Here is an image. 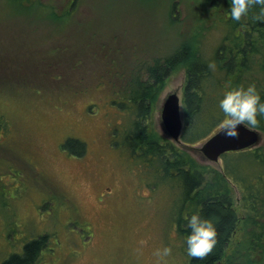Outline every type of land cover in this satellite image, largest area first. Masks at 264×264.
Masks as SVG:
<instances>
[{
    "label": "rangeland",
    "instance_id": "1",
    "mask_svg": "<svg viewBox=\"0 0 264 264\" xmlns=\"http://www.w3.org/2000/svg\"><path fill=\"white\" fill-rule=\"evenodd\" d=\"M39 3L31 7L38 15L31 21L0 0V46L15 48L14 55H0L2 70L12 73L27 58L34 62L27 47L36 42L40 48L49 44L42 49L47 54L50 47L73 50L69 45L74 44L77 50L66 52L80 64L53 69L55 61L48 56L50 74L59 79L45 84L0 80V264L23 242L43 235L46 246L34 264H158L154 252L164 246L172 248L167 264H186L189 256L175 222L178 190L152 185L124 143L128 113L111 103L121 90L138 91L146 68L171 55L185 38L192 37L210 55L219 44L221 23L199 0ZM53 8L57 14L63 8L71 12L52 22ZM21 47L25 52L19 54ZM184 85L185 70L177 67L154 94L146 116L151 130L177 147L182 145L169 137L160 114L163 99L174 92L183 121ZM68 137L84 142L83 154L62 148ZM202 142L183 149L219 168L220 158L203 157ZM241 199L233 189L232 205L244 217L248 210ZM250 228L247 233L245 226L239 228L232 246L238 241L242 248ZM256 262L264 264V254Z\"/></svg>",
    "mask_w": 264,
    "mask_h": 264
},
{
    "label": "trees",
    "instance_id": "2",
    "mask_svg": "<svg viewBox=\"0 0 264 264\" xmlns=\"http://www.w3.org/2000/svg\"><path fill=\"white\" fill-rule=\"evenodd\" d=\"M199 1L217 17L223 28L219 44L213 52L205 55L197 41L192 37H188V40L185 38L175 45L171 55L155 60L146 68L144 78L139 77L137 80L141 83L138 91L121 90L118 98L112 97L111 104L127 111L129 128L124 143L128 145L137 164L146 174H150L152 185L166 184L170 189L174 187L175 193L178 190L175 222L184 244L189 233L185 217L199 213L205 218H212L216 225L217 243L212 253L203 260L189 257L186 264H258L257 257L264 254V214L255 213V209L259 208L264 211V116L258 117L260 123L255 128L261 135L259 143L250 148L221 154L219 168L194 159L183 146L205 140L218 129L223 119L218 105L222 91L237 85L246 87L255 83L264 101V21L251 19L259 11L258 7L236 22L231 19L228 11L230 0ZM5 2L12 7L13 14L21 13L31 21L33 17H38L31 7L40 5L41 0ZM73 5L72 1L69 8ZM65 10L63 8L57 14L53 8L49 12L51 21L64 19L71 12ZM38 43L41 42L29 43L27 47L28 54L35 57L34 62L28 58L22 60L12 73L2 70L0 64V80L13 79L24 84L55 81L60 77L50 74L49 69L52 68L46 59L48 56L55 61V65L52 63L53 69L74 68L80 64V59L75 60L73 54L68 53L77 50L74 44L69 45L73 50L50 47V54H47L42 49L49 44L40 48ZM14 49L10 45L0 46V55H14ZM23 52L25 49L21 47L18 53ZM38 61L42 64H38ZM213 62L216 65L215 71L208 69V64ZM177 67L185 70L183 124L178 141L181 147L162 141L146 124L148 107L154 94ZM40 78L46 80L40 81ZM0 123H4L2 118ZM62 148L74 155H81L85 151V144L78 138L68 137L63 141ZM233 189L240 192L241 200L248 210L244 217H240L232 205ZM249 223L251 234L244 239V246L239 248L241 243L238 241L237 246H232L234 234L244 226L247 233ZM46 241L47 236L43 235L23 242L20 251L11 253L1 264H34L45 248Z\"/></svg>",
    "mask_w": 264,
    "mask_h": 264
},
{
    "label": "clouds",
    "instance_id": "3",
    "mask_svg": "<svg viewBox=\"0 0 264 264\" xmlns=\"http://www.w3.org/2000/svg\"><path fill=\"white\" fill-rule=\"evenodd\" d=\"M259 9L251 16L255 21H264V0H230L229 14L232 20L240 22L254 8ZM208 69L215 71V63H209ZM218 105L223 113V119L218 124V132L228 138L239 137L238 128L242 125L249 129L259 126L258 117L264 116V101L261 100L255 83L237 85L222 91ZM189 233L186 236L187 255L194 259L203 260L210 255L217 243V229L212 218H205L199 213L185 217ZM141 245L146 242L141 241ZM172 248L164 246L157 249L154 255L158 264H167L166 258L171 256Z\"/></svg>",
    "mask_w": 264,
    "mask_h": 264
},
{
    "label": "water",
    "instance_id": "4",
    "mask_svg": "<svg viewBox=\"0 0 264 264\" xmlns=\"http://www.w3.org/2000/svg\"><path fill=\"white\" fill-rule=\"evenodd\" d=\"M180 101L176 93H168L162 104L161 121L169 137L178 142L182 128V119L179 110ZM239 137L231 139L218 132V129L207 137L199 147L203 157L211 162L218 161L221 154L228 151H237L257 145L261 139L260 132L249 129L247 126L238 128Z\"/></svg>",
    "mask_w": 264,
    "mask_h": 264
},
{
    "label": "flooded vegetation",
    "instance_id": "5",
    "mask_svg": "<svg viewBox=\"0 0 264 264\" xmlns=\"http://www.w3.org/2000/svg\"><path fill=\"white\" fill-rule=\"evenodd\" d=\"M164 100V99H163ZM106 194H100V196H105Z\"/></svg>",
    "mask_w": 264,
    "mask_h": 264
}]
</instances>
